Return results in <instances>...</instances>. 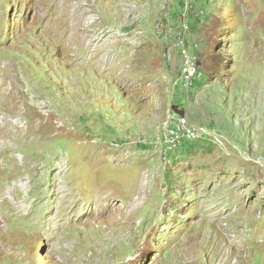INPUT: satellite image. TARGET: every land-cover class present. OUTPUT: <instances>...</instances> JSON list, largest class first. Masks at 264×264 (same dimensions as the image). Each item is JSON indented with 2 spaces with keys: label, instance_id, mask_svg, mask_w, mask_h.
Instances as JSON below:
<instances>
[{
  "label": "rangeland",
  "instance_id": "obj_1",
  "mask_svg": "<svg viewBox=\"0 0 264 264\" xmlns=\"http://www.w3.org/2000/svg\"><path fill=\"white\" fill-rule=\"evenodd\" d=\"M0 264H264V0H0Z\"/></svg>",
  "mask_w": 264,
  "mask_h": 264
},
{
  "label": "built area",
  "instance_id": "obj_2",
  "mask_svg": "<svg viewBox=\"0 0 264 264\" xmlns=\"http://www.w3.org/2000/svg\"><path fill=\"white\" fill-rule=\"evenodd\" d=\"M183 69L186 70L185 71L186 78L191 79L192 77L195 76L196 72L194 73L193 70V61L192 59L188 58L186 54L184 55ZM195 133H197L196 129L192 126H188L184 122L183 116H174V117H170V119L167 122H165L163 140L167 142L170 146L171 145L174 146L177 144L180 138H183L184 136L194 137Z\"/></svg>",
  "mask_w": 264,
  "mask_h": 264
},
{
  "label": "water",
  "instance_id": "obj_3",
  "mask_svg": "<svg viewBox=\"0 0 264 264\" xmlns=\"http://www.w3.org/2000/svg\"><path fill=\"white\" fill-rule=\"evenodd\" d=\"M174 113L177 114V115H183L182 112H178V111H175V110H174Z\"/></svg>",
  "mask_w": 264,
  "mask_h": 264
},
{
  "label": "clouds",
  "instance_id": "obj_4",
  "mask_svg": "<svg viewBox=\"0 0 264 264\" xmlns=\"http://www.w3.org/2000/svg\"><path fill=\"white\" fill-rule=\"evenodd\" d=\"M173 116H182V115H177V114H176V115H173Z\"/></svg>",
  "mask_w": 264,
  "mask_h": 264
}]
</instances>
